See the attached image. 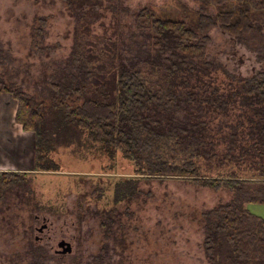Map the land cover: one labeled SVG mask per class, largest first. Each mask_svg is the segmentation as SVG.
<instances>
[{"label":"rangeland","instance_id":"rangeland-1","mask_svg":"<svg viewBox=\"0 0 264 264\" xmlns=\"http://www.w3.org/2000/svg\"><path fill=\"white\" fill-rule=\"evenodd\" d=\"M68 1L0 0V79L10 89L23 90L37 105L50 106L55 100L76 107L82 102L66 89L70 84L76 88L81 73L74 58L79 51L76 19ZM98 1L93 11L99 17L92 19L90 40L98 44L96 52L105 41L117 43L118 62L125 65L145 66L154 59L164 65L173 53L165 44L156 47L149 30L137 23L142 9L187 22L195 20L196 12L216 14V8L199 0ZM208 36L203 60L178 59L199 70L202 83L209 86L206 95L217 90L226 96L233 79L264 74V52L218 27ZM3 110L10 112L8 107ZM208 114L209 120L215 118L212 128L221 126L218 135L198 151L173 145L166 155L177 163L194 162L202 178L235 174L263 181L257 159L239 158V149L228 153L236 117ZM177 115L184 119L181 112ZM243 137L238 144L247 145ZM47 156L57 170H35L34 159L33 170L14 172L21 175V185L0 188V264H212L203 248L205 214L230 204L232 191L189 179L145 181L120 152L109 157L91 145L55 147ZM130 179L138 180L136 190L123 195ZM244 207L264 219V204ZM62 241L70 244L71 253H61Z\"/></svg>","mask_w":264,"mask_h":264},{"label":"trees","instance_id":"trees-1","mask_svg":"<svg viewBox=\"0 0 264 264\" xmlns=\"http://www.w3.org/2000/svg\"><path fill=\"white\" fill-rule=\"evenodd\" d=\"M199 1L216 8V14L196 12L195 20L188 22L160 17L151 8L136 15L137 23L149 30L156 47L165 44L173 52L164 59V65L154 59L141 66L118 62V45L109 40L96 52L98 44L90 40V26L92 19L99 17L93 10L100 2L69 0L79 50L74 58L81 73L76 88L70 84L66 89L78 95L80 105L71 107L55 100L50 106L37 105L23 90L10 89L1 79L0 96L12 97L17 103L14 121L35 136V170H57L47 156L55 147L91 145L109 157L120 152L145 181L189 179L195 185L232 191L230 204L205 214V254L212 264H264V219L244 207L248 203L264 204V180L235 174L202 178L194 162L177 163L166 155L173 145L198 151L213 134L218 135L221 126L212 128L215 118H207L211 111L224 118L236 117V125L230 127L228 153L233 155L239 149V158L257 159L264 176V74L233 79L235 85L226 96L220 97L217 90L206 95L209 86L202 83L199 70L178 60H203L210 42L208 33L217 27L246 40L252 50L264 52V0ZM179 112L184 114L183 120L178 118ZM244 135L247 145L238 144ZM20 177L14 172L1 173L0 188L21 185ZM137 182L128 180L123 195H132Z\"/></svg>","mask_w":264,"mask_h":264},{"label":"crops","instance_id":"crops-1","mask_svg":"<svg viewBox=\"0 0 264 264\" xmlns=\"http://www.w3.org/2000/svg\"><path fill=\"white\" fill-rule=\"evenodd\" d=\"M6 107L10 112L3 110ZM16 107L17 103L9 94L0 96V173L26 172L34 168L35 136L14 121Z\"/></svg>","mask_w":264,"mask_h":264},{"label":"water","instance_id":"water-1","mask_svg":"<svg viewBox=\"0 0 264 264\" xmlns=\"http://www.w3.org/2000/svg\"><path fill=\"white\" fill-rule=\"evenodd\" d=\"M45 226H42L40 229H39V232L42 231V229L44 228ZM66 246V248H63L62 250V254H69L71 253V246L69 243H65L64 241L60 242L59 243V247H63V246Z\"/></svg>","mask_w":264,"mask_h":264},{"label":"flooded vegetation","instance_id":"flooded-vegetation-1","mask_svg":"<svg viewBox=\"0 0 264 264\" xmlns=\"http://www.w3.org/2000/svg\"><path fill=\"white\" fill-rule=\"evenodd\" d=\"M63 248H66V246L64 245V246L62 247V249H63Z\"/></svg>","mask_w":264,"mask_h":264}]
</instances>
